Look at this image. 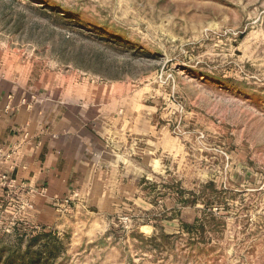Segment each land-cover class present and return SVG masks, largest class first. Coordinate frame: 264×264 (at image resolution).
Segmentation results:
<instances>
[{
	"label": "rangeland",
	"instance_id": "obj_1",
	"mask_svg": "<svg viewBox=\"0 0 264 264\" xmlns=\"http://www.w3.org/2000/svg\"><path fill=\"white\" fill-rule=\"evenodd\" d=\"M2 59L102 83L157 165L114 211L0 187V264H264V0H0Z\"/></svg>",
	"mask_w": 264,
	"mask_h": 264
},
{
	"label": "crops",
	"instance_id": "obj_2",
	"mask_svg": "<svg viewBox=\"0 0 264 264\" xmlns=\"http://www.w3.org/2000/svg\"><path fill=\"white\" fill-rule=\"evenodd\" d=\"M114 103L102 83L0 60V148L14 151L10 176L34 211L140 204L137 183L153 178L157 160L151 147L137 146L148 135L131 123V110Z\"/></svg>",
	"mask_w": 264,
	"mask_h": 264
},
{
	"label": "built area",
	"instance_id": "obj_3",
	"mask_svg": "<svg viewBox=\"0 0 264 264\" xmlns=\"http://www.w3.org/2000/svg\"><path fill=\"white\" fill-rule=\"evenodd\" d=\"M14 153V151H5L3 148H0V164H7V170H0V187L4 188H15V180L10 176V172L13 171L14 163L10 162V156ZM32 209V205L29 203L27 205Z\"/></svg>",
	"mask_w": 264,
	"mask_h": 264
}]
</instances>
